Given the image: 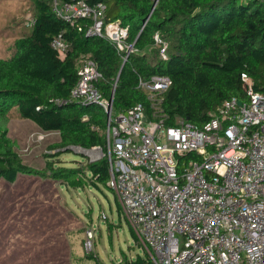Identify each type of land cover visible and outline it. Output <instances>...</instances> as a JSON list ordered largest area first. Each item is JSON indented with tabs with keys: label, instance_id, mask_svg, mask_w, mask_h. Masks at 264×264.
I'll list each match as a JSON object with an SVG mask.
<instances>
[{
	"label": "trees",
	"instance_id": "16d2710c",
	"mask_svg": "<svg viewBox=\"0 0 264 264\" xmlns=\"http://www.w3.org/2000/svg\"><path fill=\"white\" fill-rule=\"evenodd\" d=\"M87 2L105 5V24L118 21L128 27V41H135L137 53L123 64L121 54L109 41L84 36L92 24L90 19L70 24L53 15L51 0H35L29 34L16 42L10 56L0 59V180L6 183L15 182L21 174H45L24 164L13 150L7 135L12 109L19 119L31 121L41 131L59 133L53 149L68 153L73 147H100L105 151L99 133L105 128V112L70 100L78 80L77 64L83 57L96 64L102 76L97 87L103 96L109 99L113 92L115 113L141 103L151 117L152 103L148 93L138 88V81L154 75L169 77L171 83L160 103L168 124L182 118L201 127L208 113L224 101L236 98L246 103L242 73L254 81L256 89L264 91V0ZM156 34L167 44L165 61L158 57ZM59 36L68 46L63 59L51 45ZM45 169L55 170L50 162ZM87 169L94 185L108 184L106 158L89 162ZM52 175L66 185L76 184V171L55 170ZM148 263L141 257L132 262Z\"/></svg>",
	"mask_w": 264,
	"mask_h": 264
},
{
	"label": "built area",
	"instance_id": "2783aa9c",
	"mask_svg": "<svg viewBox=\"0 0 264 264\" xmlns=\"http://www.w3.org/2000/svg\"><path fill=\"white\" fill-rule=\"evenodd\" d=\"M87 1L51 0V12L70 24L90 19L84 36L106 39L126 63L137 53L128 27L105 24V5ZM153 38L167 60V44ZM51 45L65 56L60 36ZM77 74L72 103L106 114V149H90L98 153L90 162L107 159L108 185L149 264H264V91L242 73L248 101H224L198 127L161 115L169 77L139 79L154 110L149 117L141 103L115 113L113 92L106 99L98 89L102 76L90 58L80 60Z\"/></svg>",
	"mask_w": 264,
	"mask_h": 264
},
{
	"label": "rangeland",
	"instance_id": "374dc122",
	"mask_svg": "<svg viewBox=\"0 0 264 264\" xmlns=\"http://www.w3.org/2000/svg\"><path fill=\"white\" fill-rule=\"evenodd\" d=\"M34 2L0 0V59L29 34ZM11 111L7 135L13 150L24 164L45 174H21L13 183L0 180V264H132L137 257L147 259L114 190L94 185L88 177V163L98 153L53 149L57 132H43ZM47 162L55 170L76 171L74 187L52 180L55 170L45 169Z\"/></svg>",
	"mask_w": 264,
	"mask_h": 264
},
{
	"label": "crops",
	"instance_id": "0c3cea01",
	"mask_svg": "<svg viewBox=\"0 0 264 264\" xmlns=\"http://www.w3.org/2000/svg\"><path fill=\"white\" fill-rule=\"evenodd\" d=\"M60 57V56H59ZM61 59H63L64 57H60ZM83 58H86V57H83ZM82 59V58H81ZM80 59V60H81ZM80 60L78 61V64H77V71H78V67H79V65H80ZM59 134V133H58ZM102 136H103V134H102ZM104 137V136H103ZM52 180H54V179H52ZM61 184V186L62 185H64L65 187H68V188H70V186L69 185H66V184H64V183H60Z\"/></svg>",
	"mask_w": 264,
	"mask_h": 264
},
{
	"label": "water",
	"instance_id": "95a60500",
	"mask_svg": "<svg viewBox=\"0 0 264 264\" xmlns=\"http://www.w3.org/2000/svg\"><path fill=\"white\" fill-rule=\"evenodd\" d=\"M241 102H239V104H240Z\"/></svg>",
	"mask_w": 264,
	"mask_h": 264
}]
</instances>
